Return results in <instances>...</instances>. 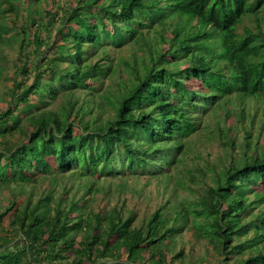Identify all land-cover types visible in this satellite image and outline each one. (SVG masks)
Returning a JSON list of instances; mask_svg holds the SVG:
<instances>
[{
    "label": "trees",
    "instance_id": "obj_1",
    "mask_svg": "<svg viewBox=\"0 0 264 264\" xmlns=\"http://www.w3.org/2000/svg\"><path fill=\"white\" fill-rule=\"evenodd\" d=\"M43 2L0 0L1 16L14 15L0 21V40L17 47L1 92L0 264H264V146L250 131L239 157L202 171L204 188L185 184L192 199L140 222L124 203L106 206L100 184L170 175L229 95L264 104V0ZM129 44L143 54L101 89ZM75 91L89 96L79 104ZM62 175L80 179L82 194L56 192ZM189 217L211 258L171 248Z\"/></svg>",
    "mask_w": 264,
    "mask_h": 264
},
{
    "label": "rangeland",
    "instance_id": "obj_2",
    "mask_svg": "<svg viewBox=\"0 0 264 264\" xmlns=\"http://www.w3.org/2000/svg\"><path fill=\"white\" fill-rule=\"evenodd\" d=\"M42 1H44L43 5H45V8H51V0ZM2 4L5 5V2ZM1 14L2 12L0 11V21L14 18V15L7 14L2 17ZM48 39L49 37L46 35L45 40ZM139 53L143 54L142 49L140 50V46L137 44H129L116 50L113 54V64L117 67V74L111 78H105L102 82L101 89H112V80L114 81L122 74L123 63L121 61L139 60L141 56ZM16 56L17 47L12 44L3 45L2 40H0V107L6 103V100L1 99V92L6 91L10 85V80H6L5 77L14 67L13 60ZM88 96V92L86 91H75L73 99H77L78 103L81 104L83 98H87ZM65 99L66 96L58 98L57 101L51 104V107L61 105ZM86 107L85 105L84 108ZM263 107L264 104L262 101L254 97H243L237 94L225 97L220 102V105L212 109L204 118L203 128L197 134L190 137L189 149H187L182 163L176 166L170 175L164 177L134 175L130 177H109L103 179L100 181V184L104 190L108 191L107 197L102 200L103 203L108 207L113 204L120 206L124 203L127 208L135 210L137 222H140V219L146 218L167 200H169L171 205H174L180 200L192 199V194L185 184L201 190L207 183H210L207 177L209 175L205 176L203 182L195 184V181L201 179L200 175L207 167H216L215 171H218L222 165H228L231 160L239 157L244 148L242 142L244 141L243 137L246 131H250L253 138L255 137L256 139L257 137L255 142L259 146H264ZM219 129L223 130V132H219ZM218 133L221 134L218 135ZM224 134H227L228 137L233 139V147L222 145V142L228 139ZM195 167L200 168L201 172H195ZM189 169L194 171V178H191L190 181ZM53 178V186L56 192L61 191L63 187H69L70 193L79 196L84 191V188L79 187L80 179H76L73 175H62ZM41 182L43 184L39 185ZM47 184H49L48 179L44 181L39 180L36 185L34 183L29 184L28 189L33 188L35 191L38 189V193L43 188H47ZM3 190L2 193L7 195V192ZM101 197V192L95 195L98 204H101ZM190 217L186 221L185 228L173 241L171 248L174 250L184 248L189 254V257L195 258V260L197 258H211L214 251L206 240L195 235L191 226ZM202 262H205V264L210 263L207 260Z\"/></svg>",
    "mask_w": 264,
    "mask_h": 264
},
{
    "label": "clouds",
    "instance_id": "obj_3",
    "mask_svg": "<svg viewBox=\"0 0 264 264\" xmlns=\"http://www.w3.org/2000/svg\"><path fill=\"white\" fill-rule=\"evenodd\" d=\"M232 95H235V94H232ZM238 95V94H237ZM230 96V95H229ZM241 96V95H240ZM243 97H245V96H243ZM249 97H251V96H249ZM255 98V97H254Z\"/></svg>",
    "mask_w": 264,
    "mask_h": 264
}]
</instances>
